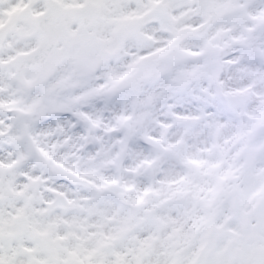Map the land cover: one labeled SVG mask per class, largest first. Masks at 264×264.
I'll list each match as a JSON object with an SVG mask.
<instances>
[{"label": "snow or ice", "instance_id": "1", "mask_svg": "<svg viewBox=\"0 0 264 264\" xmlns=\"http://www.w3.org/2000/svg\"><path fill=\"white\" fill-rule=\"evenodd\" d=\"M0 264H264V0H0Z\"/></svg>", "mask_w": 264, "mask_h": 264}]
</instances>
